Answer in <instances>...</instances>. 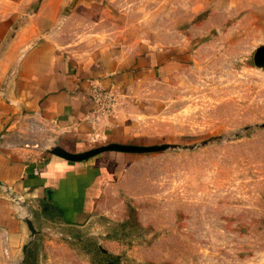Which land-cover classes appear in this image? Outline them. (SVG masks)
<instances>
[{"label":"rangeland","instance_id":"rangeland-1","mask_svg":"<svg viewBox=\"0 0 264 264\" xmlns=\"http://www.w3.org/2000/svg\"><path fill=\"white\" fill-rule=\"evenodd\" d=\"M18 6L43 7L57 48L136 41L164 48L173 66L155 84L153 139L135 151L144 157L104 186L89 221L65 224L41 203L28 214L35 232L25 223L11 239L0 228V264H264V62L254 60L264 0Z\"/></svg>","mask_w":264,"mask_h":264},{"label":"crops","instance_id":"crops-1","mask_svg":"<svg viewBox=\"0 0 264 264\" xmlns=\"http://www.w3.org/2000/svg\"><path fill=\"white\" fill-rule=\"evenodd\" d=\"M30 1L0 0V228L11 239L23 237L41 203L65 224L89 221L104 186L144 155L101 150L71 160L59 153L151 143L144 123L161 108L155 84L167 83L173 66L164 48L136 41L57 48L43 7L19 9ZM95 88L114 96L110 112L97 111Z\"/></svg>","mask_w":264,"mask_h":264},{"label":"water","instance_id":"water-1","mask_svg":"<svg viewBox=\"0 0 264 264\" xmlns=\"http://www.w3.org/2000/svg\"><path fill=\"white\" fill-rule=\"evenodd\" d=\"M254 60L256 64H262L264 62V54L261 50H258L255 55H254ZM146 147L145 146H137V145H127V144H117V143H112L107 146L101 147V148H96L92 150H88L83 153H78V154H72V153H67V152H60L59 154L67 159L71 160H81L84 159L88 156L94 155L98 153L101 150H116V151H141L144 150ZM28 228L31 230V232H35L33 225L30 220H26Z\"/></svg>","mask_w":264,"mask_h":264},{"label":"built area","instance_id":"built-area-1","mask_svg":"<svg viewBox=\"0 0 264 264\" xmlns=\"http://www.w3.org/2000/svg\"><path fill=\"white\" fill-rule=\"evenodd\" d=\"M93 97L95 102L98 105V110L99 112H110L113 105L112 102L114 100V96L105 90L95 88L93 90Z\"/></svg>","mask_w":264,"mask_h":264}]
</instances>
